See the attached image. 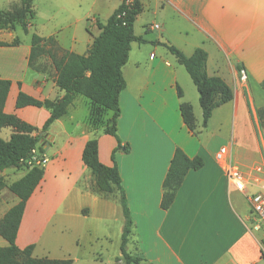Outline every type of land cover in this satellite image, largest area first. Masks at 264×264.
<instances>
[{"label":"crops","instance_id":"crops-1","mask_svg":"<svg viewBox=\"0 0 264 264\" xmlns=\"http://www.w3.org/2000/svg\"><path fill=\"white\" fill-rule=\"evenodd\" d=\"M138 1L142 10L163 13L160 25L166 32L152 36L154 29L148 27L153 23H147L141 34L135 35L174 46L186 57L203 49L207 75L221 78L232 99L215 108L202 128L197 90L175 56L162 45L131 44L122 68L125 89L119 94L116 124L121 149L114 154L133 224L126 250L143 257L138 264H264L261 235L253 228L246 195L229 184L223 164L215 160L217 150L227 147L230 160L247 176H256V167L264 168V114L259 115L264 110V0ZM20 2L0 0V13L18 9ZM119 4L118 0L113 11ZM112 13L104 22L97 17L89 19L86 39L79 40L74 32L50 37L61 51L84 55L99 33L96 24H104ZM19 29H0V42L18 41L16 46L0 47V80L10 82L2 112L40 130L49 111L33 106L17 109L18 94L54 101L64 93L55 85L50 62L41 71L28 66L31 38L19 36ZM40 61L46 63V58L37 63ZM182 102L192 107L194 132L183 123ZM89 112V101L75 95L67 113L45 132L42 154L48 156V162L25 204L15 239L20 250L33 245V258L114 264L120 257V205L121 218L118 208L94 192L93 177L81 160L85 143L95 139L100 163L110 167L117 143L102 128L89 125ZM12 133L11 128H4L0 138L8 140ZM176 149L190 159L199 157L203 166L186 174L173 203L162 210V183ZM8 170L0 173L4 184L0 188V219L18 202L7 186L24 174L8 182L16 172ZM47 229L56 237L39 253ZM69 232L73 234L68 249L61 239ZM6 246L0 237V248ZM112 246L118 249L112 250ZM86 247L89 253L81 259L75 251Z\"/></svg>","mask_w":264,"mask_h":264},{"label":"trees","instance_id":"trees-1","mask_svg":"<svg viewBox=\"0 0 264 264\" xmlns=\"http://www.w3.org/2000/svg\"><path fill=\"white\" fill-rule=\"evenodd\" d=\"M33 2L34 0H21L18 9L5 14L0 13V29L13 30L15 26H19L24 33H28L29 23L35 17ZM141 11L142 6L138 0H132L129 4L120 3L104 24H96L99 33L93 38L84 55L61 51L54 37L42 38L36 34L31 35L28 66L41 71L42 68L37 65V61L40 58H48L55 72V85L64 93L60 99L54 101H39L22 92L18 94L15 102L17 109L33 106L49 111L50 115L40 130L20 121L14 115L2 112L10 82L0 80V130L4 128L13 130L8 140L0 138V173L8 169H24L23 176L7 186L18 202L0 219V237L7 242L6 247L0 248V264H72L71 259L33 258V245L20 250L15 245V239L25 204L43 178L44 168L28 162L32 157V150L36 149L39 153H43L41 133H45L54 121L67 113V108L71 105L75 95L86 98L90 103L89 125L92 128H102V131L113 137L117 143L111 154L112 166L110 167L100 163L98 144L95 139H90L85 143L81 156L83 165L93 177L94 192L97 195L113 192L118 194V203L123 216V229L120 257L116 258L115 263L138 264L143 261L142 256L132 255L126 250L133 224L114 159L115 152L121 149L116 124L120 116L119 94L125 89L122 68L127 63L131 44L162 45L175 56L197 90L202 128L207 126L215 108L232 99V92L221 78L207 75V53L203 49L198 48L190 57H186L177 48L167 43L147 42L143 37L136 36L134 22ZM17 44L18 41L15 39L9 44L0 42V47ZM177 95L179 98L182 97L179 88H177ZM179 110L183 123L189 131L194 132L195 121L192 107L182 102ZM262 114L264 110L259 112V115ZM125 151H127L126 148ZM202 166L203 162L199 157L190 159L180 149L174 151L162 183L160 202L162 210H167L171 206L186 174ZM3 186L0 178V188Z\"/></svg>","mask_w":264,"mask_h":264},{"label":"rangeland","instance_id":"rangeland-1","mask_svg":"<svg viewBox=\"0 0 264 264\" xmlns=\"http://www.w3.org/2000/svg\"><path fill=\"white\" fill-rule=\"evenodd\" d=\"M10 1L12 0H9V2ZM117 4L118 0H34L33 9L35 10L36 16L32 21H30L31 28L28 29V33H24L22 29H19L18 35L30 39L32 34L48 38L57 33H60L62 37H67L74 32L79 40H83L88 37V28H90L91 24L89 19L97 17L101 22H104L105 17L112 13ZM162 17L163 13H153L152 10L144 8L136 17L135 34H141L144 30V25L147 23H153L152 25L158 26V29H154L150 35L157 36L159 33L164 34L166 32V28H164V26L161 27L160 25ZM47 62H50L48 58H46V63L40 61L37 65L43 69H47ZM79 98L85 101V99L81 97ZM84 109L85 107L83 106L80 108V111H83ZM198 110L201 115L200 107ZM41 135L43 136L41 145L44 149L43 141L45 133ZM45 157L48 159V156ZM9 172H12V169L8 170V173ZM22 173H24V169L16 170V172L13 173L14 175L9 177L8 182L14 181L17 177H20ZM99 196H105L114 208H118L119 218H121L118 194L113 192ZM110 212L112 213L113 210H110ZM72 234L73 233L69 232L66 234L65 238L61 239V245L63 247L69 249L72 246ZM55 235V233H51L50 230L48 231L47 229V231L41 236L42 238L38 247L39 253L49 246L50 242L53 241V237H56ZM52 246H54V243H52ZM115 247L118 249L117 246H112V250H114ZM75 252H77V256L81 257V259H84V257L89 253L87 247L80 251L76 250ZM81 264L89 263L85 262ZM114 264L116 263L114 262Z\"/></svg>","mask_w":264,"mask_h":264},{"label":"built area","instance_id":"built-area-1","mask_svg":"<svg viewBox=\"0 0 264 264\" xmlns=\"http://www.w3.org/2000/svg\"><path fill=\"white\" fill-rule=\"evenodd\" d=\"M120 3L129 4L132 0H119ZM151 29H157V25H152ZM215 160L223 164L225 176L230 185L237 191L246 195L250 206L253 228L260 233V258L264 263V168L256 167V176H247L229 158L227 147H221L215 153ZM29 164L44 167L48 159L44 154L36 149L32 150V157Z\"/></svg>","mask_w":264,"mask_h":264},{"label":"water","instance_id":"water-1","mask_svg":"<svg viewBox=\"0 0 264 264\" xmlns=\"http://www.w3.org/2000/svg\"><path fill=\"white\" fill-rule=\"evenodd\" d=\"M41 134H44V132H42Z\"/></svg>","mask_w":264,"mask_h":264}]
</instances>
